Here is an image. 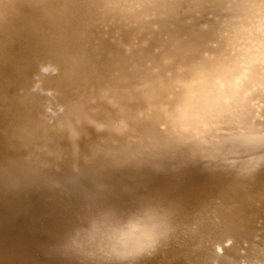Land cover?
<instances>
[{
	"label": "bare ground",
	"instance_id": "bare-ground-1",
	"mask_svg": "<svg viewBox=\"0 0 264 264\" xmlns=\"http://www.w3.org/2000/svg\"><path fill=\"white\" fill-rule=\"evenodd\" d=\"M0 13V264H89L58 247L94 204L93 194L73 189V178L88 189L94 182L108 185L104 202L117 210L146 197L174 203L181 218L204 210L196 230H179L153 255L123 264H233L253 249L264 259V166L246 178L199 159L166 163L162 171L99 169L83 157L104 133L81 125L80 152L73 155L66 131L49 129L45 140L38 128L48 100L55 108L94 99L87 107L99 119L114 111L104 92L124 97L133 112L146 108L133 86L152 68L162 74L166 58L175 65L215 51L214 9L157 14L135 24L101 13L93 0H0ZM46 63L59 72L43 74ZM45 145L51 155L38 151ZM33 170L28 181L11 182ZM41 177L62 188L46 187ZM217 245L227 258H218Z\"/></svg>",
	"mask_w": 264,
	"mask_h": 264
},
{
	"label": "clouds",
	"instance_id": "clouds-1",
	"mask_svg": "<svg viewBox=\"0 0 264 264\" xmlns=\"http://www.w3.org/2000/svg\"><path fill=\"white\" fill-rule=\"evenodd\" d=\"M93 6L131 24L157 14L210 7L218 13L215 51L175 65L166 58L162 74L160 68H152L133 86L147 105L143 110L133 112L122 103L124 97L106 92L101 95L114 110L106 119L87 107L94 99L57 103L55 108L46 101L38 125L43 139H49V129L66 131L77 155L80 126L93 127L105 135L89 146L83 159L99 169L147 166L162 171L166 163L199 159L219 162L246 178L264 166V0H93ZM4 23L0 13V26ZM59 70L52 63L41 66L45 75ZM38 151L52 154L47 145ZM34 174L35 170L25 171L11 182L28 181ZM41 179L46 187L62 188L59 181ZM71 184L95 199L64 237L59 252L89 264H123L151 256L179 230H196L203 220V209L181 218L174 203L156 197L117 210L104 202L110 190L105 183L94 182L88 189L73 178ZM216 253L227 258L222 245L216 246ZM261 254L253 249L233 264H264Z\"/></svg>",
	"mask_w": 264,
	"mask_h": 264
}]
</instances>
